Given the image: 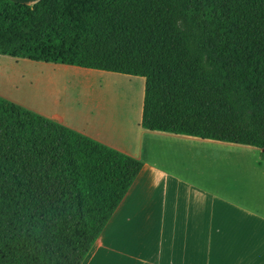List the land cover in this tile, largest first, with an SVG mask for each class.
<instances>
[{
	"label": "trees",
	"instance_id": "trees-1",
	"mask_svg": "<svg viewBox=\"0 0 264 264\" xmlns=\"http://www.w3.org/2000/svg\"><path fill=\"white\" fill-rule=\"evenodd\" d=\"M0 56L141 77L143 129L264 161V0H0ZM142 166L0 97V264H82Z\"/></svg>",
	"mask_w": 264,
	"mask_h": 264
},
{
	"label": "crops",
	"instance_id": "crops-1",
	"mask_svg": "<svg viewBox=\"0 0 264 264\" xmlns=\"http://www.w3.org/2000/svg\"><path fill=\"white\" fill-rule=\"evenodd\" d=\"M61 68L87 76L122 75L0 56V97L143 163L82 264H264L261 150L143 129L142 93L122 113L105 102L92 107L85 101L71 114L18 100L22 85H15V72Z\"/></svg>",
	"mask_w": 264,
	"mask_h": 264
},
{
	"label": "rangeland",
	"instance_id": "rangeland-1",
	"mask_svg": "<svg viewBox=\"0 0 264 264\" xmlns=\"http://www.w3.org/2000/svg\"><path fill=\"white\" fill-rule=\"evenodd\" d=\"M28 70L31 73H27V75L21 74L23 69L20 74L14 73L15 85H22L19 91L15 93L18 100H22L25 104H29L28 99L37 100L32 102L36 106L44 102L49 108H53L57 112L67 111L76 114L83 108L82 104L86 101L92 107L94 102H105L122 113L128 110V106L132 102L139 101L141 93L144 95L145 81L139 77L126 78L123 75L115 77L87 76L63 68ZM33 85L37 87V91L30 90ZM22 87L25 92H23ZM257 151L255 150L256 153H258ZM260 159L264 164L261 156Z\"/></svg>",
	"mask_w": 264,
	"mask_h": 264
}]
</instances>
